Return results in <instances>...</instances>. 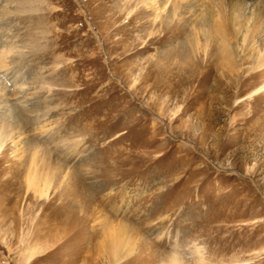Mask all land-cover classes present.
Here are the masks:
<instances>
[{
	"label": "rangeland",
	"instance_id": "rangeland-1",
	"mask_svg": "<svg viewBox=\"0 0 264 264\" xmlns=\"http://www.w3.org/2000/svg\"><path fill=\"white\" fill-rule=\"evenodd\" d=\"M222 1L229 68L209 0H0V264H264V0Z\"/></svg>",
	"mask_w": 264,
	"mask_h": 264
},
{
	"label": "bare ground",
	"instance_id": "bare-ground-1",
	"mask_svg": "<svg viewBox=\"0 0 264 264\" xmlns=\"http://www.w3.org/2000/svg\"><path fill=\"white\" fill-rule=\"evenodd\" d=\"M160 1L161 0H149V2H146V0H144V3H145V6L151 7V5L155 6L157 3L161 4ZM163 1L164 2L161 5L164 6L163 9L165 10V0H163ZM167 1L169 2L170 0H167ZM188 6L190 7L191 5H188ZM224 7H225V4L222 0H218V3H215L214 0H209L208 5L205 6L203 10H200L201 15H202V17H201L202 20H200L199 22H196L195 25H193V30H192L191 34L194 37V39L191 42H192V44L195 45V47L198 48L200 45V37H199V34L196 33L197 28H198L197 26H199V28H202L203 33H206L204 28H208V30H209L210 29L209 23L212 22L211 24H212V26H214L213 28H216V31L214 32V30H213V33H211L212 34L211 36H212V38L217 37V40L220 42L221 46L223 47L222 50H223L224 55H223L222 59H224L225 67L229 68V67H231L229 60L232 59L233 56H235V54H236L235 52H237L238 47H239V45H238V47L236 46V48H233L231 46V43H230V38L231 37L237 38V36L239 35V28L241 26H243V20L245 18V15L242 14L240 16V21L238 19L234 20L231 17H227V15L225 14ZM238 7L241 8V10H242V7L244 8L242 3H239V2L237 4V8ZM192 10H194V9H192ZM255 10L256 11H254L253 16H254V19L258 20L260 18L259 17L260 10H258V14L256 13L257 9H255ZM213 12L216 14V17H218L215 22L213 21V17H214ZM229 19L231 20L230 26L225 24L226 21H228ZM212 26H211V28H212ZM185 28H186V24L182 25L181 29H179L178 34H181V32H183ZM241 35H242V40H241L240 46L242 48L241 50L244 51L247 49V47L249 45L248 39H249V35H251V33H249V28L246 27L245 34H241ZM176 36L177 35L175 34L173 38H175ZM170 38H171V36H170ZM196 51H199V49L198 50L196 49ZM10 52L11 51H9L5 48L0 49V71L1 72L6 71L8 69L7 64H6V59H7V56ZM203 54H205V53H203ZM197 58H198V55H197ZM193 59H195V58H194V55L192 53L191 54V60H193ZM169 61L165 62V68H167L169 66ZM260 61H257V66H261L264 64V60L262 62H260ZM205 64L206 65L209 64V59L206 60ZM178 66H179L178 63H172L173 68L170 69L169 71H167L169 73L167 75L165 74V78L168 77L169 79H172L175 76H180V75H177L178 73L177 74L173 73V71L176 70L177 69L176 67H178ZM190 78H192V77H190ZM19 123L16 124V126H17L16 127L14 122H9V121L5 122V119L0 118V148L3 145V140H4V135H5L4 133L8 132L7 130H10V129L16 130V128L18 129L19 126L21 129V128H23L22 126L25 125L22 120H20ZM28 123H30V122L28 121ZM22 124H24V125H22ZM36 158H37V151H34L30 171L27 175L28 187L30 189L35 190V192H37L40 188H43L45 186V184L40 185V183H39V181H40L39 180V174L40 173L38 172V166H37L38 164L36 162ZM118 243H119V241L117 239L111 241V249L113 250L114 257H117L116 254H118V255L120 254L119 249H118ZM110 263L116 264V263H118V261L116 258H112ZM167 264H183V263H182V260L180 258L174 256L170 259V261Z\"/></svg>",
	"mask_w": 264,
	"mask_h": 264
}]
</instances>
